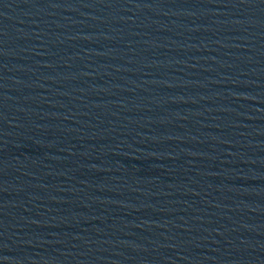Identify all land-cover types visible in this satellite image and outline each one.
<instances>
[{
    "label": "water",
    "instance_id": "1",
    "mask_svg": "<svg viewBox=\"0 0 264 264\" xmlns=\"http://www.w3.org/2000/svg\"><path fill=\"white\" fill-rule=\"evenodd\" d=\"M0 264H264V0H0Z\"/></svg>",
    "mask_w": 264,
    "mask_h": 264
}]
</instances>
